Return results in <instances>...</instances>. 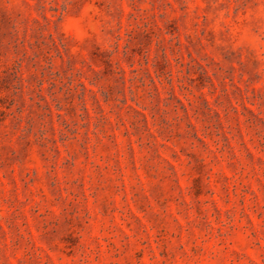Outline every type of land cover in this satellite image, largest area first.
<instances>
[{
	"label": "rangeland",
	"instance_id": "obj_1",
	"mask_svg": "<svg viewBox=\"0 0 264 264\" xmlns=\"http://www.w3.org/2000/svg\"><path fill=\"white\" fill-rule=\"evenodd\" d=\"M0 264H264V0H0Z\"/></svg>",
	"mask_w": 264,
	"mask_h": 264
}]
</instances>
